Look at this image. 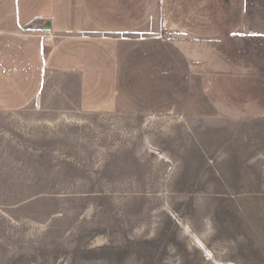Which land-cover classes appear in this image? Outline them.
Here are the masks:
<instances>
[{"label": "rangeland", "instance_id": "obj_1", "mask_svg": "<svg viewBox=\"0 0 264 264\" xmlns=\"http://www.w3.org/2000/svg\"><path fill=\"white\" fill-rule=\"evenodd\" d=\"M0 264H264V118L0 113Z\"/></svg>", "mask_w": 264, "mask_h": 264}, {"label": "crops", "instance_id": "obj_2", "mask_svg": "<svg viewBox=\"0 0 264 264\" xmlns=\"http://www.w3.org/2000/svg\"><path fill=\"white\" fill-rule=\"evenodd\" d=\"M31 105L262 119L264 0H0V113Z\"/></svg>", "mask_w": 264, "mask_h": 264}, {"label": "water", "instance_id": "obj_3", "mask_svg": "<svg viewBox=\"0 0 264 264\" xmlns=\"http://www.w3.org/2000/svg\"><path fill=\"white\" fill-rule=\"evenodd\" d=\"M30 29L40 30V31H49L50 23L48 20H36L31 24Z\"/></svg>", "mask_w": 264, "mask_h": 264}, {"label": "built area", "instance_id": "obj_4", "mask_svg": "<svg viewBox=\"0 0 264 264\" xmlns=\"http://www.w3.org/2000/svg\"><path fill=\"white\" fill-rule=\"evenodd\" d=\"M160 37H162V35Z\"/></svg>", "mask_w": 264, "mask_h": 264}]
</instances>
